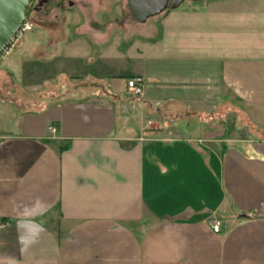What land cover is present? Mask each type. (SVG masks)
<instances>
[{"label": "crops", "instance_id": "obj_1", "mask_svg": "<svg viewBox=\"0 0 264 264\" xmlns=\"http://www.w3.org/2000/svg\"><path fill=\"white\" fill-rule=\"evenodd\" d=\"M72 1L0 60V264H264V141L227 122L264 132V4L157 35Z\"/></svg>", "mask_w": 264, "mask_h": 264}, {"label": "rangeland", "instance_id": "obj_2", "mask_svg": "<svg viewBox=\"0 0 264 264\" xmlns=\"http://www.w3.org/2000/svg\"><path fill=\"white\" fill-rule=\"evenodd\" d=\"M125 0H109V2L106 1H102V2H97L96 0H90V4L88 3L89 8H84L85 10H83L86 13V18L88 19V15L90 13V16H93V18H99L100 20H107V14L103 15V14H96L95 16L92 14L94 13L95 10H97V8H100V6H98L99 4H105V6H109V8H111V12L114 13L117 17H119L121 15V21L123 22V24H127L129 26H136L134 24L133 18L130 14V12L128 11V9L126 8L125 5ZM223 3V4H222ZM226 3V0H204L201 2H184L182 3L179 8L177 10H179V12H182L183 10H194L196 8H205V7H209V6H220V4H222V6H224ZM254 4H259V5H263L264 4V0H255ZM111 5V6H110ZM258 5V6H259ZM108 9V7H107ZM209 9V8H208ZM90 11V12H89ZM173 10L167 9L165 12L161 13L160 15H157L155 17L150 18L147 23L149 24V29L150 31H152L153 27L155 26V30L157 32V35L159 33V24H160V20L168 13V12H172ZM28 17L33 21V18L31 16V14H27ZM60 20H64V19H60ZM43 29L40 28V26H38V24L34 25V28L31 32L25 33L21 40L20 43H22L24 40L26 39H37L40 36H43ZM147 31V30H146ZM144 29L141 28H136L133 30H126V31H122V30H116V32L119 33V35L121 37H125V38H133L135 36H142V34L147 33ZM150 34V36L153 34V36L155 37V33L150 32L148 33ZM60 37L64 38L66 37V33L65 31H61ZM67 36H70L69 33L67 34ZM149 37V36H147ZM16 51V50H15ZM15 51H11L10 52V56H9V60L10 59H14L13 57L15 56L14 53ZM124 57V56H123ZM225 117V116H223ZM227 122L229 124V129L230 131L233 129L234 131V135L235 137H242L241 135L244 134H248L249 136L253 137V138H259L260 140L264 141V132H257L253 127L248 126L246 120L244 119L243 115L240 114L239 112H234V114H230L227 117ZM193 123V121H189L187 122V127L191 126ZM220 125V124H219ZM222 127H225V125H223ZM187 132V131H186ZM219 132L220 129H219ZM237 148L242 147L241 145L235 146Z\"/></svg>", "mask_w": 264, "mask_h": 264}, {"label": "water", "instance_id": "obj_3", "mask_svg": "<svg viewBox=\"0 0 264 264\" xmlns=\"http://www.w3.org/2000/svg\"><path fill=\"white\" fill-rule=\"evenodd\" d=\"M126 0L127 8L133 19L143 24L149 18L160 15L167 9L176 10L188 2L204 0ZM32 0H0V53L9 45L15 33L27 17ZM242 218L245 216L242 215Z\"/></svg>", "mask_w": 264, "mask_h": 264}, {"label": "flooded vegetation", "instance_id": "obj_4", "mask_svg": "<svg viewBox=\"0 0 264 264\" xmlns=\"http://www.w3.org/2000/svg\"><path fill=\"white\" fill-rule=\"evenodd\" d=\"M172 1L173 0H170L169 4ZM124 2L126 5V0ZM72 3V0H32L27 14H31L33 20L39 24H48L51 22H56L60 19H64L65 13ZM84 6V8H89L88 4H85ZM91 23L94 24L95 21L92 20Z\"/></svg>", "mask_w": 264, "mask_h": 264}, {"label": "built area", "instance_id": "obj_5", "mask_svg": "<svg viewBox=\"0 0 264 264\" xmlns=\"http://www.w3.org/2000/svg\"><path fill=\"white\" fill-rule=\"evenodd\" d=\"M32 27V22L29 18L26 17L20 28L15 33V36L11 40L9 45L0 53V60L4 58L8 54V52L15 46L19 38H21L25 33H28L32 30ZM126 87L131 96L140 97L142 95V84L140 79L135 78L128 80L126 83ZM48 131L52 133L55 131V129L53 127H48ZM211 229L214 233H217L219 231L218 223L211 224Z\"/></svg>", "mask_w": 264, "mask_h": 264}, {"label": "trees", "instance_id": "obj_6", "mask_svg": "<svg viewBox=\"0 0 264 264\" xmlns=\"http://www.w3.org/2000/svg\"><path fill=\"white\" fill-rule=\"evenodd\" d=\"M27 18H28V15H27Z\"/></svg>", "mask_w": 264, "mask_h": 264}]
</instances>
